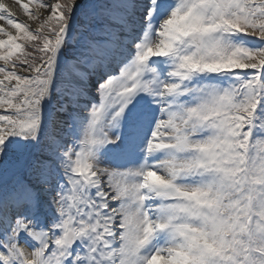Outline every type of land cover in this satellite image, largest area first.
Here are the masks:
<instances>
[{"label":"snow or ice","instance_id":"6c2138e0","mask_svg":"<svg viewBox=\"0 0 264 264\" xmlns=\"http://www.w3.org/2000/svg\"><path fill=\"white\" fill-rule=\"evenodd\" d=\"M15 2L0 264H264V0Z\"/></svg>","mask_w":264,"mask_h":264},{"label":"bare ground","instance_id":"6f19581e","mask_svg":"<svg viewBox=\"0 0 264 264\" xmlns=\"http://www.w3.org/2000/svg\"><path fill=\"white\" fill-rule=\"evenodd\" d=\"M6 2L9 3L8 4L9 7H13L15 11H19V6H17L15 0H6Z\"/></svg>","mask_w":264,"mask_h":264},{"label":"rangeland","instance_id":"374dc122","mask_svg":"<svg viewBox=\"0 0 264 264\" xmlns=\"http://www.w3.org/2000/svg\"><path fill=\"white\" fill-rule=\"evenodd\" d=\"M25 2H27V0H25ZM17 6H19L18 4H17ZM32 7H33V9H35V4H33L32 5ZM17 14H18V17L21 19V20H26V17H25V15L23 14V12L20 10V8H19V11L17 12Z\"/></svg>","mask_w":264,"mask_h":264}]
</instances>
